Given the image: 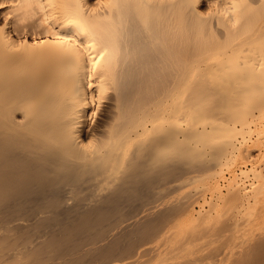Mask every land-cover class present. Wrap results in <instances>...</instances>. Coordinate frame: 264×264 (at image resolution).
<instances>
[{"label":"bare ground","instance_id":"1","mask_svg":"<svg viewBox=\"0 0 264 264\" xmlns=\"http://www.w3.org/2000/svg\"><path fill=\"white\" fill-rule=\"evenodd\" d=\"M0 264H264V0H0Z\"/></svg>","mask_w":264,"mask_h":264}]
</instances>
